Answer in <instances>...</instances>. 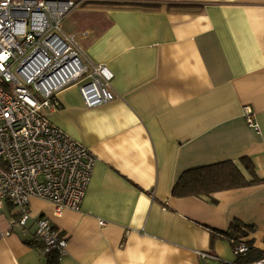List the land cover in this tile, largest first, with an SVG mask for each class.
I'll return each mask as SVG.
<instances>
[{
	"label": "crops",
	"instance_id": "obj_1",
	"mask_svg": "<svg viewBox=\"0 0 264 264\" xmlns=\"http://www.w3.org/2000/svg\"><path fill=\"white\" fill-rule=\"evenodd\" d=\"M63 26L88 34L86 54L114 72L117 97L87 108L73 85L44 111L95 154L93 176L78 211L33 199L23 230L0 216L11 232L0 264L47 263L26 242L40 217L67 241L60 264H232L231 241L212 233L236 219L255 227L251 254L264 253V182L172 196L183 172L245 156L264 179V0H92Z\"/></svg>",
	"mask_w": 264,
	"mask_h": 264
},
{
	"label": "built area",
	"instance_id": "obj_2",
	"mask_svg": "<svg viewBox=\"0 0 264 264\" xmlns=\"http://www.w3.org/2000/svg\"><path fill=\"white\" fill-rule=\"evenodd\" d=\"M91 1L0 0V207L9 202L18 208L15 222L22 227L33 218V199L51 203L56 215L80 210L93 176L95 154L44 112L57 109L58 94L73 85L87 108L117 97L114 72L86 54L80 35L88 34L64 30L65 18ZM245 117L259 130L250 107ZM10 233L0 225V239ZM35 234L44 243L42 253L66 254V239L47 217L37 219ZM248 250L245 244L233 248L236 257ZM244 264H264V257Z\"/></svg>",
	"mask_w": 264,
	"mask_h": 264
},
{
	"label": "trees",
	"instance_id": "obj_3",
	"mask_svg": "<svg viewBox=\"0 0 264 264\" xmlns=\"http://www.w3.org/2000/svg\"><path fill=\"white\" fill-rule=\"evenodd\" d=\"M252 160L241 157L238 161L226 160L206 166L196 167L183 172L172 188L174 197H206L215 192L226 191L263 183ZM9 203V202H8ZM255 231V227L241 220H234L224 232L212 233L213 241L226 238L231 241L233 248L245 244L249 250L245 255H240L235 260L236 264H244L264 257V253L253 256V241L249 236ZM30 246L42 252L44 243L34 234V237L26 241ZM46 264H60L63 255L59 250L53 249L45 253Z\"/></svg>",
	"mask_w": 264,
	"mask_h": 264
},
{
	"label": "rangeland",
	"instance_id": "obj_4",
	"mask_svg": "<svg viewBox=\"0 0 264 264\" xmlns=\"http://www.w3.org/2000/svg\"><path fill=\"white\" fill-rule=\"evenodd\" d=\"M17 211H18V208H16L15 206H8V202H4L3 209L0 210V216L7 215V214L12 215V217L10 216V218H11L12 222L15 224L16 228L23 230L22 226H20L19 223L15 222V219L17 218V215H16Z\"/></svg>",
	"mask_w": 264,
	"mask_h": 264
}]
</instances>
